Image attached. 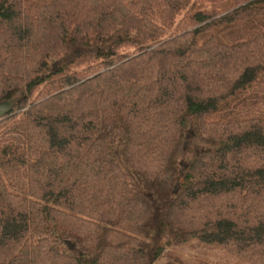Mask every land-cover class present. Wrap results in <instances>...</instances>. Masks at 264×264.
I'll return each mask as SVG.
<instances>
[{
	"label": "trees",
	"instance_id": "trees-1",
	"mask_svg": "<svg viewBox=\"0 0 264 264\" xmlns=\"http://www.w3.org/2000/svg\"><path fill=\"white\" fill-rule=\"evenodd\" d=\"M10 100L0 264H264V0H0Z\"/></svg>",
	"mask_w": 264,
	"mask_h": 264
},
{
	"label": "rangeland",
	"instance_id": "rangeland-1",
	"mask_svg": "<svg viewBox=\"0 0 264 264\" xmlns=\"http://www.w3.org/2000/svg\"><path fill=\"white\" fill-rule=\"evenodd\" d=\"M79 56L84 53L75 48ZM59 63H55L53 68H58ZM84 66L78 67L80 70ZM76 69V68H75ZM9 138L16 137V133L9 132ZM196 146V144H195ZM200 148V146H197ZM169 234L161 238L160 246L164 248L162 256L154 264H250L236 257L229 250L221 245H209L199 240H190L186 243L177 244Z\"/></svg>",
	"mask_w": 264,
	"mask_h": 264
},
{
	"label": "water",
	"instance_id": "water-1",
	"mask_svg": "<svg viewBox=\"0 0 264 264\" xmlns=\"http://www.w3.org/2000/svg\"><path fill=\"white\" fill-rule=\"evenodd\" d=\"M16 102H17L16 100H10V101L0 103V120L4 118L5 116H7L8 114L12 113ZM65 244L68 247H70L71 250L75 249V245L72 244L71 242L66 241Z\"/></svg>",
	"mask_w": 264,
	"mask_h": 264
}]
</instances>
